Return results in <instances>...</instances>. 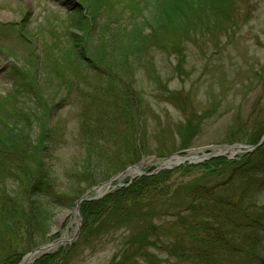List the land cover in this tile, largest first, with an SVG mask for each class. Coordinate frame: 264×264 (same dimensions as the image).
Segmentation results:
<instances>
[{
	"label": "rangeland",
	"instance_id": "1",
	"mask_svg": "<svg viewBox=\"0 0 264 264\" xmlns=\"http://www.w3.org/2000/svg\"><path fill=\"white\" fill-rule=\"evenodd\" d=\"M66 1L0 0L1 148L6 141L2 128H14V123L37 142L42 139L53 181L60 186L85 153L79 125L82 117H89L91 122L94 115L89 111L101 105L119 119L117 127H105V137L115 132L121 142L120 148L115 147L113 135V144L104 146L101 140L95 144L102 148L101 152H123L128 149L126 138L135 135L140 160L144 161L141 171L145 173L186 150L252 145L245 140L260 116L259 110H264V75L257 78L259 64L264 61V50L257 43L264 40V0H226L224 15L208 17L201 28L191 26L182 33L174 30L165 34L146 51L129 56L130 61L126 59L116 69L117 76L99 62L94 45L102 41L96 35L109 37L111 26L133 22L137 17L133 0H76L83 6V15L94 16L97 23L95 32L84 33L72 29L78 11H68L71 3ZM105 45L111 50L112 46ZM81 56L91 59L94 68ZM128 102L136 106L133 115L121 108ZM132 120L139 126L136 131L127 129ZM18 136L17 132L15 137ZM239 138L243 140L239 142ZM244 155L226 160L239 167L244 164ZM249 156L246 166L256 168L254 178L237 175L238 179L228 182L222 196L235 200L239 195L249 216L264 215V190L258 202L262 208L247 206L255 200L250 196L258 189L259 181H264V144ZM104 159L96 160L101 168L107 167ZM180 167L160 186L165 192V199L158 203L163 204L161 208L164 204H180L183 192L178 191L179 186L202 183V168L183 172ZM134 175L128 172L116 183L123 185ZM227 176L220 173L207 183L225 182ZM68 210L62 209L55 216ZM162 220L168 237L162 234L155 246L146 248L148 253L154 254L157 264H194L189 257L173 255L171 243L182 231L171 226L174 218L166 216ZM153 222L160 224L158 219ZM136 223L112 231L103 227L108 231H92L86 240L78 232L76 239L49 253L70 247L67 264H118L125 255L134 258L129 264H148L149 259L145 260L142 253L122 248L124 236L140 232L142 222ZM76 226L77 218L70 213L43 243L71 240ZM54 229L55 223L51 232ZM260 246L263 248V244ZM234 257L233 264H264V259L250 260L242 254Z\"/></svg>",
	"mask_w": 264,
	"mask_h": 264
},
{
	"label": "trees",
	"instance_id": "2",
	"mask_svg": "<svg viewBox=\"0 0 264 264\" xmlns=\"http://www.w3.org/2000/svg\"><path fill=\"white\" fill-rule=\"evenodd\" d=\"M133 2L137 15L133 22L129 25L111 26V30L107 31L111 33L109 37L103 36L102 39L99 34L96 35L97 40L102 41L94 45L99 62L113 71L114 76H117L116 69L124 64L129 56L146 51L153 42L174 30L182 33L191 26H205L204 21L208 17L214 19L224 15L227 6L226 0ZM73 20L75 23L72 29L78 33L96 30L94 16H81L78 11ZM73 35L75 34H71L72 37ZM257 43L264 50V40ZM105 44L112 46L111 50L106 49ZM88 64L94 68L91 59H88ZM259 70L257 78H262L264 61L259 64ZM254 71L252 70V73ZM121 108L132 115L137 111L134 102H128ZM105 109L101 105L95 107L94 111L90 110L94 115L91 122L89 117H82L79 125L85 153L67 181L60 186L53 181V174L46 160L47 148L42 145L44 141L41 139L37 142V138L28 136L26 130L19 129L20 126L16 127L15 123L14 128H2L6 141L4 148L0 147V264H19L25 254L43 244L45 237L51 233L53 219L58 211L71 209L84 192L108 181L140 160L142 156L135 144V135L126 138L128 149L123 152H101L102 148L95 144L101 140L104 146L111 145L114 135L117 141L115 147L120 148L119 134L112 132L110 138L104 135L107 125H119L117 114ZM84 113L86 115L87 111ZM259 115L245 140L247 144H256L264 134V110L260 109ZM137 128L139 126L133 120L127 123L128 130L136 131ZM17 132L19 136L15 137ZM242 140L243 138H239V142ZM104 154L109 156H101ZM101 157L106 158V168H101V164L96 162ZM248 157L249 154H245L241 158L244 159V164L239 167V164L223 158L197 166L180 167L183 172L195 168H202L205 172L199 178L202 183L189 182L179 186L178 191L183 192V199L176 206L164 204L161 208L163 204L159 206L158 203L165 199L162 198L165 192L161 187L167 183L172 173L178 170H165L155 175L137 177L129 184L127 180L126 186L116 189L102 199L80 205L81 237L86 240L87 234L92 231L107 232V228L103 227L112 231L117 227H126L129 223L141 221L140 232H131L128 238L124 236L122 248L125 251L131 249L135 253L138 251L145 260L149 259L148 264H157L159 262L155 261L154 254L148 253L146 248L155 246L161 240L162 234L168 237V232H163L162 229V219L167 216L174 218L171 226L182 231L177 233L178 237L175 235L176 241L171 243V251L178 258L189 257L194 264H233L234 256L239 254L250 260L264 259V215L252 213L249 216V210L239 199V195L235 200L222 196L224 188L229 185L228 182L238 179L237 175L248 176L250 180L254 178L256 168L252 165L246 166L249 164ZM220 173H228L225 182L207 183L210 178ZM257 186L256 192L250 196L255 200L247 203L251 208L263 207V204L258 202L263 194L264 181L260 180ZM243 188L242 185L241 189ZM242 195H245V191ZM157 219L160 224L153 222ZM95 225L97 228L93 229ZM262 244L263 248L260 246ZM158 248L160 250L162 247ZM70 249L60 247L54 252L40 256L32 264H67V250ZM130 257L123 256L118 264H129L134 259Z\"/></svg>",
	"mask_w": 264,
	"mask_h": 264
},
{
	"label": "water",
	"instance_id": "3",
	"mask_svg": "<svg viewBox=\"0 0 264 264\" xmlns=\"http://www.w3.org/2000/svg\"><path fill=\"white\" fill-rule=\"evenodd\" d=\"M67 3H71V6L67 8L68 11H72L75 9H81L82 5L79 4L76 0H67ZM84 60H87V58H84ZM264 143V135L261 137L259 142L254 145V146H247V145H232V146H223L220 148H212L208 152H204L203 150H190L185 152L186 156H178V155H173L169 157L167 160H165L161 165L156 167V169L152 172V174L157 173L162 170H170L175 167L188 164V165H196L201 162H204L206 160L214 159V158H219V157H226L227 159H232L236 155L241 154V153H248L252 152L258 147H260ZM144 161H140L136 165H132L127 167L123 172L119 173L117 176L114 178L110 179L108 182L103 183L97 187H94L87 192H85L74 204V207L71 211L64 212L61 216L66 217L70 213H74L76 218H77V227H76V232L74 237L71 240H66V239H60L57 241H54L53 243H45L35 249H33L31 252L26 254L21 262L19 264H29L32 263L37 259V257L44 255L48 253L50 250H53L57 248V246L63 244V243H68L76 239L80 224H81V218L78 213V207L82 202L85 201H93V200H98L102 198L104 195H106L110 189H113L115 186L112 184L118 180H121L127 172H137L136 176H143L146 175V173L142 172L140 168L143 166ZM120 186V185H118ZM95 194L94 196H91L92 194ZM60 219V216H56L54 218V223H55V229L53 230L52 233H56L60 224L57 223V220Z\"/></svg>",
	"mask_w": 264,
	"mask_h": 264
},
{
	"label": "bare ground",
	"instance_id": "4",
	"mask_svg": "<svg viewBox=\"0 0 264 264\" xmlns=\"http://www.w3.org/2000/svg\"><path fill=\"white\" fill-rule=\"evenodd\" d=\"M132 174H134V172H132ZM63 218H64V216H60V219L57 220V223H58V224H61Z\"/></svg>",
	"mask_w": 264,
	"mask_h": 264
}]
</instances>
